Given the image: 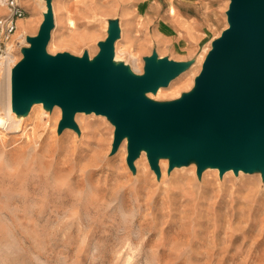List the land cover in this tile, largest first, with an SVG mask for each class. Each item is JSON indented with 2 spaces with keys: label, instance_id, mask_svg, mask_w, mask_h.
I'll return each instance as SVG.
<instances>
[{
  "label": "rangeland",
  "instance_id": "374dc122",
  "mask_svg": "<svg viewBox=\"0 0 264 264\" xmlns=\"http://www.w3.org/2000/svg\"><path fill=\"white\" fill-rule=\"evenodd\" d=\"M14 1L23 15L8 37L0 31V55H7L0 60V114L7 119L0 128V264H264L259 172L219 176L208 167L198 177L194 164L167 172L161 158L157 178L144 151L133 172L125 138L110 154L114 126L104 115L76 112L78 131L58 133L57 105L47 110L37 102L24 116L1 107L9 91L6 69L22 57L25 37L36 34L45 10V0ZM228 3L51 0L54 26L46 51H86L92 59L108 19H117L114 59L133 73L143 72V57L153 50L159 58L193 60L146 94L174 99L192 87L212 40L228 26ZM7 11L0 0V18Z\"/></svg>",
  "mask_w": 264,
  "mask_h": 264
},
{
  "label": "water",
  "instance_id": "95a60500",
  "mask_svg": "<svg viewBox=\"0 0 264 264\" xmlns=\"http://www.w3.org/2000/svg\"><path fill=\"white\" fill-rule=\"evenodd\" d=\"M228 26L212 40L193 85L179 97L154 100L146 94L186 70L193 60L143 57V72L114 59L119 37L117 19H108L106 36L89 59L68 52L54 55L46 44L54 26L51 0L22 57L10 68L12 111L25 115L34 103L61 109L57 132L78 131L76 112L104 115L114 126L112 154L126 139V164L145 152L158 178V162L173 167L194 164L199 177L205 168L259 172L264 178V0H229Z\"/></svg>",
  "mask_w": 264,
  "mask_h": 264
},
{
  "label": "built area",
  "instance_id": "2783aa9c",
  "mask_svg": "<svg viewBox=\"0 0 264 264\" xmlns=\"http://www.w3.org/2000/svg\"><path fill=\"white\" fill-rule=\"evenodd\" d=\"M8 11L6 15L0 18V31L4 34V37H8L14 28L16 19L20 18L23 15L22 9L15 4L14 0H6ZM7 55H0V60L6 59Z\"/></svg>",
  "mask_w": 264,
  "mask_h": 264
},
{
  "label": "bare ground",
  "instance_id": "6f19581e",
  "mask_svg": "<svg viewBox=\"0 0 264 264\" xmlns=\"http://www.w3.org/2000/svg\"><path fill=\"white\" fill-rule=\"evenodd\" d=\"M169 8H171V7H169ZM171 12H173V8H171ZM170 12V13H171ZM139 24V23H138ZM10 67V66H9ZM8 71V72H7ZM6 72H7V75H8V85H9V91L7 92V96H6V93H5V96H6V98L5 99H3V95H2V92H1V100H2V102H1V107H3V108H5V107H7L9 110H12V98H11V91H10V68H7L6 69ZM5 75H6V73H5ZM7 76H5V78H6ZM5 81H7V80H5ZM7 85V86H8ZM2 88V87H1ZM4 94V93H3ZM35 105L36 104H32L31 106H30V108H31V110H30V108L28 109V111H27V113L25 114V115H27L28 114V112L29 113H31V112H33L36 108H35ZM40 105V104H39ZM35 108V109H34ZM2 109V108H1ZM1 111V110H0ZM36 111V110H35ZM35 113V112H34ZM41 113V112H40ZM44 113H48V112H44ZM37 114V113H36ZM34 115V114H33ZM22 116H24V115H22ZM35 116V115H34ZM39 116H40V114H39ZM39 116H37L38 118H37V122L39 123V121H40V117ZM48 116H49V114H48ZM29 117H30V115H29ZM48 118V117H47ZM50 118V117H49ZM6 118L3 116V115H1L0 114V128L2 129L3 127H4V125L6 124ZM40 125H41V123H40ZM43 129V128H42ZM46 129V128H45Z\"/></svg>",
  "mask_w": 264,
  "mask_h": 264
}]
</instances>
